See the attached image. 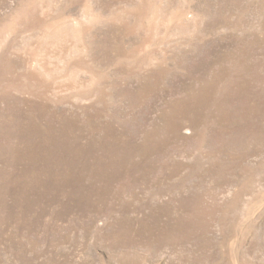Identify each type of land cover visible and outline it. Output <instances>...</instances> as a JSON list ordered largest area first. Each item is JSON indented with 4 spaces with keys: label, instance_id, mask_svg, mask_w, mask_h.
<instances>
[{
    "label": "rangeland",
    "instance_id": "1",
    "mask_svg": "<svg viewBox=\"0 0 264 264\" xmlns=\"http://www.w3.org/2000/svg\"><path fill=\"white\" fill-rule=\"evenodd\" d=\"M0 264H264V0H0Z\"/></svg>",
    "mask_w": 264,
    "mask_h": 264
}]
</instances>
